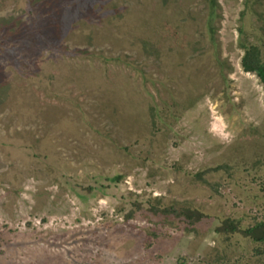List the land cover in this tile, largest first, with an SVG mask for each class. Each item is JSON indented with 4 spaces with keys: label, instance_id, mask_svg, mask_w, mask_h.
<instances>
[{
    "label": "rangeland",
    "instance_id": "obj_1",
    "mask_svg": "<svg viewBox=\"0 0 264 264\" xmlns=\"http://www.w3.org/2000/svg\"><path fill=\"white\" fill-rule=\"evenodd\" d=\"M251 48L264 0H0V264H264Z\"/></svg>",
    "mask_w": 264,
    "mask_h": 264
},
{
    "label": "trees",
    "instance_id": "obj_2",
    "mask_svg": "<svg viewBox=\"0 0 264 264\" xmlns=\"http://www.w3.org/2000/svg\"><path fill=\"white\" fill-rule=\"evenodd\" d=\"M214 4V3H213ZM214 7V6H213ZM214 9V8H213ZM259 53L257 48H251L246 51V54L243 58V66L246 71L256 73L264 81V64L259 59ZM172 211V209H171ZM183 214H186L190 217L191 220L196 222L200 219L201 215L198 211L186 208L182 210ZM165 213H169L168 210ZM233 231H240L237 226L234 224L231 225ZM247 236H251L256 241H259L264 244V222L257 223L256 227L249 229L247 231H242Z\"/></svg>",
    "mask_w": 264,
    "mask_h": 264
}]
</instances>
